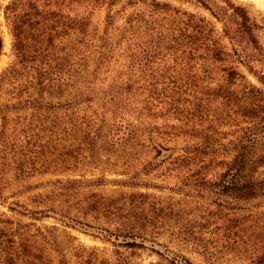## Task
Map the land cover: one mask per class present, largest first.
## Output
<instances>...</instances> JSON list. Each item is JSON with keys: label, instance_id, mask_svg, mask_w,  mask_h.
<instances>
[{"label": "trees", "instance_id": "obj_1", "mask_svg": "<svg viewBox=\"0 0 264 264\" xmlns=\"http://www.w3.org/2000/svg\"><path fill=\"white\" fill-rule=\"evenodd\" d=\"M192 1L219 29L168 0H12L4 6L14 58L0 72V195L12 187V170V180L74 171L98 151L132 150L143 155L140 168L109 182L155 187L139 178L151 175L170 179L182 195L207 192L216 210H230L222 224L226 233L240 225L233 211L251 201L264 204V73L253 69L240 39L254 44L258 25L232 0ZM24 112L29 122L17 127ZM106 181L54 180L61 191L52 197ZM150 196L134 191L75 198L81 219L61 215L87 231L91 225L83 219L102 214L110 226L96 232L114 247L112 261L87 257L76 264H129L120 247L128 255L154 251L169 264H191L181 251L205 254L206 241L183 232L167 235L177 251L166 245L164 255L153 250L159 234L147 215L155 209ZM48 212L64 213L49 206L27 211L32 219ZM11 224L0 217V264H70L53 226L46 227L48 235L39 232L40 241ZM233 235L230 249L249 241ZM253 249L251 262L264 264V247Z\"/></svg>", "mask_w": 264, "mask_h": 264}, {"label": "rangeland", "instance_id": "obj_2", "mask_svg": "<svg viewBox=\"0 0 264 264\" xmlns=\"http://www.w3.org/2000/svg\"><path fill=\"white\" fill-rule=\"evenodd\" d=\"M12 0H0V37L2 48L0 53V72L13 61L11 51V36L8 30V24L4 19V6ZM171 4L184 10L195 12L206 19L210 20L217 29L219 23L212 18L206 10L199 7L198 4L190 1L168 0ZM242 5L249 18L254 21L258 28L254 31L255 43L246 42L245 38L241 39V47L244 49L245 56L253 64V69L264 73V0H232ZM227 42V40H224ZM238 68L245 77L254 85L259 86L255 76L246 69L238 65ZM26 112L21 113L17 127L26 128L29 122ZM22 155L26 157L25 148L21 150ZM35 161L41 160V154L36 153ZM138 154V155H137ZM133 154L128 150L123 154H115L108 151H98L93 158H87L74 171H65L60 173H40L28 176L19 180H12L13 170L7 174V180L12 187L5 188L0 195V217L8 218L12 224L11 227L20 224L22 229L35 235L37 240L41 241L42 235H48L46 227L53 226V236L56 239L57 246L61 249L65 258L70 264H76L80 259L90 257L95 262L100 260L112 261V250L114 247L111 242L106 241L98 235L96 227H109L108 219L102 214H88L83 220L91 227H86L84 231L78 225L71 227L70 221L61 214L69 218H80V214L74 209L75 198L89 193H95L105 198H117L121 194L139 191L150 194L154 200V211L151 213L147 210L148 217L155 222L153 231L158 232L156 237L157 244L153 245V250H158L161 254H166V248L177 251L176 245L170 243L167 235L175 232L199 234L202 240L206 241L207 252L203 255L181 251L191 262V264H254L251 262L252 254L258 244L264 247V204H257V201L245 203L244 207L233 211V215L241 217L240 225L223 230L222 224L225 221V215H230V210H216L215 205L210 201L207 192L203 195H182L173 189V182L170 179L161 177H152L151 175H140L142 180H149L155 187H128L116 185L109 180L126 179L129 174L140 168L143 155ZM34 161V160H33ZM102 177L106 182L101 185H85L76 188L74 191H68V195L57 198L52 196L59 190L52 182L54 180L64 179H94ZM12 180V181H11ZM161 185V186H159ZM50 197V198H49ZM52 197V198H51ZM121 201L116 203L117 207L121 206ZM47 206L55 210H61L64 213H51L40 219H32L27 211L44 209ZM162 209H158L159 207ZM152 209V210H153ZM232 212V211H231ZM257 216V217H256ZM81 219V218H80ZM255 219V220H254ZM82 220V221H83ZM224 223H227L226 221ZM241 236L240 238H249L246 245L237 243L235 250L230 249V243L235 240L233 233ZM228 234V236H225ZM257 238V239H256ZM259 240V243L258 241ZM46 242L45 239H43ZM48 242V240H47ZM159 243V244H158ZM51 258H54L55 252L51 250L48 243H45ZM49 246V247H48ZM247 248V249H245ZM126 255V262L129 264H169L168 260L154 251L148 249L135 250L129 254L124 248H119Z\"/></svg>", "mask_w": 264, "mask_h": 264}]
</instances>
